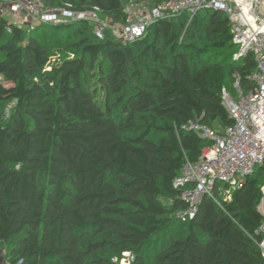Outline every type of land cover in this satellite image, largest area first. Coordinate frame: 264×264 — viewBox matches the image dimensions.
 <instances>
[{"label": "trees", "instance_id": "obj_1", "mask_svg": "<svg viewBox=\"0 0 264 264\" xmlns=\"http://www.w3.org/2000/svg\"><path fill=\"white\" fill-rule=\"evenodd\" d=\"M43 2L98 6L104 17L125 20L123 0ZM187 20H159L125 43L98 40L85 21L39 23L28 33L0 14L7 264H121L126 253L130 264H264L257 208L264 164L230 199L217 182L218 202L206 195L193 218L177 217L189 204L174 180L211 144L189 123L219 132L232 125L223 89L235 95L228 82L238 77L247 92L256 67L251 52L234 59L224 12ZM65 47L73 51L52 64Z\"/></svg>", "mask_w": 264, "mask_h": 264}, {"label": "built area", "instance_id": "obj_2", "mask_svg": "<svg viewBox=\"0 0 264 264\" xmlns=\"http://www.w3.org/2000/svg\"><path fill=\"white\" fill-rule=\"evenodd\" d=\"M204 10H220L227 15L233 43L239 48L234 59L251 52L256 67L250 75L253 86L247 92L241 89L237 76L235 95L223 89V104L233 119L232 125L219 132L208 125L189 123V129L211 144L203 148L197 161L186 162L174 180V186L183 190L182 197L189 204L188 208L178 211L180 219L193 218L206 195L218 202L217 182L225 185V190L219 188V193L230 199L232 192L264 164V0H164L159 3L129 0L124 6L122 22L104 17L98 6L75 9L68 2L49 7L43 0H0V14L10 15L13 23L25 27L28 33L39 23L85 21L93 26L98 40L112 34L110 38L125 43L143 38L148 28L159 20L187 14L189 24ZM7 29L11 31L10 27ZM9 113L10 110L7 116ZM260 190L257 208L264 215V182ZM259 232L262 239L258 246L264 257V221ZM126 255L130 256V264L134 256Z\"/></svg>", "mask_w": 264, "mask_h": 264}, {"label": "rangeland", "instance_id": "obj_3", "mask_svg": "<svg viewBox=\"0 0 264 264\" xmlns=\"http://www.w3.org/2000/svg\"><path fill=\"white\" fill-rule=\"evenodd\" d=\"M124 3H127L129 0H123ZM3 16H5L8 20H10L11 22H13V19L10 17V15H4L1 14ZM109 33V32H108ZM28 34V33H27ZM110 37H112V34H109ZM26 39V36L24 37ZM61 47H64L63 45ZM239 48L238 46H235L234 51L232 50V52L234 54H236L238 52ZM73 50L65 47L63 50H59L57 55H54L51 59V63H57L59 61V59H62L67 53H71ZM96 79H92L91 83H95ZM228 85H230L231 87L234 86V84H232L231 81L228 82ZM14 103L13 101L4 103V105L1 107V111H2V120H5L8 116H7V111L10 110L13 107ZM219 188H221L223 191L225 190V185L223 183H220L218 185ZM224 194V192H223ZM224 196V195H223ZM10 247L11 244L9 243H2L0 242V264H7V260L9 257V252H10ZM130 259L129 255H125L124 258L121 260V264H129L128 261Z\"/></svg>", "mask_w": 264, "mask_h": 264}, {"label": "crops", "instance_id": "obj_4", "mask_svg": "<svg viewBox=\"0 0 264 264\" xmlns=\"http://www.w3.org/2000/svg\"><path fill=\"white\" fill-rule=\"evenodd\" d=\"M21 19V18H20Z\"/></svg>", "mask_w": 264, "mask_h": 264}]
</instances>
